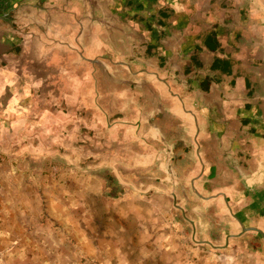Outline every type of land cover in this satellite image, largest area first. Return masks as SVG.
<instances>
[{"label":"crops","instance_id":"1","mask_svg":"<svg viewBox=\"0 0 264 264\" xmlns=\"http://www.w3.org/2000/svg\"><path fill=\"white\" fill-rule=\"evenodd\" d=\"M0 153L132 264H264V0H0Z\"/></svg>","mask_w":264,"mask_h":264},{"label":"rangeland","instance_id":"2","mask_svg":"<svg viewBox=\"0 0 264 264\" xmlns=\"http://www.w3.org/2000/svg\"><path fill=\"white\" fill-rule=\"evenodd\" d=\"M43 173L50 177L47 170ZM62 190L66 191L65 185L58 196L44 194L41 202L28 193L27 207L21 212L16 203L11 209L0 203V264H113L114 253L121 263L136 262L137 251L99 249L97 236L77 233L83 230L81 205L76 206ZM93 205L97 211V204ZM2 210L10 215L4 216ZM153 252L155 258L161 253Z\"/></svg>","mask_w":264,"mask_h":264}]
</instances>
